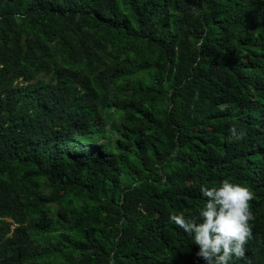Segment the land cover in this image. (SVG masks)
<instances>
[{
	"label": "trees",
	"instance_id": "1",
	"mask_svg": "<svg viewBox=\"0 0 264 264\" xmlns=\"http://www.w3.org/2000/svg\"><path fill=\"white\" fill-rule=\"evenodd\" d=\"M225 179L264 264V0H0V264H207Z\"/></svg>",
	"mask_w": 264,
	"mask_h": 264
},
{
	"label": "clouds",
	"instance_id": "2",
	"mask_svg": "<svg viewBox=\"0 0 264 264\" xmlns=\"http://www.w3.org/2000/svg\"><path fill=\"white\" fill-rule=\"evenodd\" d=\"M232 138L242 139L244 133L237 135L235 127ZM200 192L206 204L199 217H189L184 213L172 214L171 221L199 247L198 256L207 264H232L235 260L247 258V244L252 239V224L255 215L251 201V189L225 179L219 187L209 188L201 185ZM202 219V222H199Z\"/></svg>",
	"mask_w": 264,
	"mask_h": 264
}]
</instances>
